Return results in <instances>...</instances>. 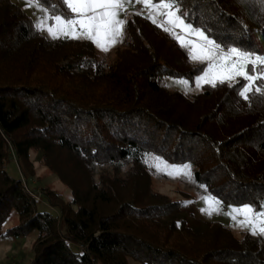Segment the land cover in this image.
<instances>
[{
    "label": "trees",
    "instance_id": "obj_1",
    "mask_svg": "<svg viewBox=\"0 0 264 264\" xmlns=\"http://www.w3.org/2000/svg\"><path fill=\"white\" fill-rule=\"evenodd\" d=\"M40 1L69 16L65 0ZM177 6L217 42L264 53V17L241 0ZM112 50L107 61L90 39L47 38L14 2L0 0V234L11 211L18 223L4 234L36 231L27 264H264L258 237L236 239L215 221L198 232L184 220L166 223L181 203L150 189L145 163L152 153L190 165L224 204L261 210L264 89L245 99L226 83L191 95L166 88L165 76L192 79L204 65L137 13ZM9 150L27 170L31 152H40L70 199L54 201L53 189L35 193L9 174Z\"/></svg>",
    "mask_w": 264,
    "mask_h": 264
},
{
    "label": "rangeland",
    "instance_id": "obj_2",
    "mask_svg": "<svg viewBox=\"0 0 264 264\" xmlns=\"http://www.w3.org/2000/svg\"><path fill=\"white\" fill-rule=\"evenodd\" d=\"M11 1L14 2L25 13L33 25L40 29L45 37L52 38V36H50L49 32L47 31L49 27L52 28L53 32H57L55 16L60 14H52L49 8L40 0ZM66 2L78 3L80 0H65V3ZM118 2L122 5V7L118 10V19L125 21L127 18H130L133 14L137 13L145 16L152 22L156 21L154 24L157 27L163 30L165 28H169L171 31V25L165 23V17L162 15L165 9L159 7V5H162L166 1L118 0ZM137 4H140L143 9L140 10L136 8ZM67 12L69 14L68 17L61 15L63 20H67V18H78L77 15L72 13L68 8ZM160 17L161 19H159ZM122 26L123 25L120 26L121 33ZM175 31L176 33H180L179 28L175 29ZM82 32L83 29L78 24L73 26V33L75 36L82 37ZM57 34L59 37L66 36L60 33ZM68 36L72 37L70 35ZM186 39L188 38L186 37ZM190 39L197 44L196 50L199 51V38L190 37ZM91 41L94 43L95 47L99 49L101 53H103L101 55L106 56L107 61H111L114 57V50H112V48L121 41V38L118 40H111L108 36L101 34L99 36L100 45L108 47V51H104L101 46H98L95 40ZM190 62L193 64H198L197 62ZM201 74L202 72L198 75ZM197 76L192 79L165 76L162 82L166 88L172 91L177 90L184 95L198 94L207 84H204L202 87L198 88L195 83ZM236 79L241 80L239 77ZM181 80L187 81V83H179ZM241 82L246 83L243 81ZM259 83V81L254 82L249 93L251 91H255V88L259 85ZM226 84L228 85V83ZM234 85L237 86L238 90H242L240 84L234 82ZM7 158L9 159V174L15 177L19 176L21 180L26 183L27 187L35 193H41L43 191L42 187L48 186L49 188L53 189L55 193H59L60 199H55L54 201L63 202L62 200L70 199V193L66 186L57 179L50 169L43 165L40 152H31L28 170L26 168L24 169L23 164L17 160L11 150L8 151ZM145 163L149 172L150 189L165 195L168 200H176L181 203L179 210H177L173 215L164 219L166 223H169L173 220H184L188 226H190L194 231L198 232L205 230L211 225V222L215 221L227 226L232 236L236 239H242L246 235H249L252 238L258 237L264 242V235H253L249 228L239 227L237 222H235L229 215V212L232 208L250 206L249 204H244L241 206H231L224 204L219 198L213 196L202 183H199L193 179L191 167L188 169L190 172V175L188 176L184 175L183 172L174 171V169H183L187 164H173L152 153H148L146 155ZM38 194L33 195L34 197L36 196L35 199H38ZM206 197L210 199L206 200ZM44 205L53 212H58L57 207L52 206L49 203H45ZM202 209H206V211H202ZM236 219L237 221H240L244 218L243 216L237 214ZM17 223L18 217L14 211H11L7 220L1 225V231L3 234H0V264H27L33 257L36 231H32L31 233L20 237L4 234L7 229L15 226ZM260 257V259H264L263 255ZM130 263L139 264L132 260Z\"/></svg>",
    "mask_w": 264,
    "mask_h": 264
},
{
    "label": "snow or ice",
    "instance_id": "obj_3",
    "mask_svg": "<svg viewBox=\"0 0 264 264\" xmlns=\"http://www.w3.org/2000/svg\"><path fill=\"white\" fill-rule=\"evenodd\" d=\"M241 3L246 9H254L264 17V0H241ZM177 4L178 0H174V2L159 5L165 9L162 13L165 23L171 25V31L169 28L164 30L169 31L180 46L187 50L190 61L204 65L203 69H198L202 71V74L196 77V86L199 88L207 84L216 87L217 83H228L229 87H233L235 82L242 88L238 91V95L247 99L251 86L259 81L255 91L261 92L264 89V53L254 54L251 48L243 49L240 45L228 47L222 40L217 42L218 37H215L206 27L194 26V22L180 12ZM66 7L78 18L63 20L61 15H56L57 32H53L51 27L47 29L53 39L59 38L57 33L70 35L76 39L86 38L95 40L98 46L108 51V47L100 45L99 36L103 34L111 40H118L122 37L120 26L124 24V21L117 18L118 10L122 7L118 0H80L78 3L66 2ZM77 24L83 29L82 37L75 36L73 33V26ZM177 28L180 29V33H176ZM244 31L249 30L245 28ZM190 37L199 38V51L196 50L197 44ZM237 77L241 80H237ZM179 83L186 84L187 81L181 80ZM189 168L190 165H185L183 169H174V171L183 172L188 176L190 175ZM260 207V211H255L253 206L232 208L229 215L239 227L249 228L253 235H264V205ZM237 214L243 216L244 219L237 221Z\"/></svg>",
    "mask_w": 264,
    "mask_h": 264
},
{
    "label": "built area",
    "instance_id": "obj_4",
    "mask_svg": "<svg viewBox=\"0 0 264 264\" xmlns=\"http://www.w3.org/2000/svg\"><path fill=\"white\" fill-rule=\"evenodd\" d=\"M136 8H138V9H140V10H142L143 8H142V6L140 5V4H137V7ZM159 19H161V17L159 18ZM36 197V196H35ZM37 198L39 199V196L37 195Z\"/></svg>",
    "mask_w": 264,
    "mask_h": 264
}]
</instances>
